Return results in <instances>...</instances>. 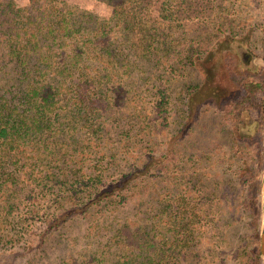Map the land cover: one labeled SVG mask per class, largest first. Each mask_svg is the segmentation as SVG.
<instances>
[{
	"label": "trees",
	"instance_id": "1",
	"mask_svg": "<svg viewBox=\"0 0 264 264\" xmlns=\"http://www.w3.org/2000/svg\"><path fill=\"white\" fill-rule=\"evenodd\" d=\"M100 1L111 7L100 29L90 27V10L75 0H28L23 12L15 0L0 4V255L16 253L12 264L78 218L86 221L88 238L104 239L56 264L174 261L195 239L200 214L183 186L156 183L167 180L182 157L180 142L209 109L224 119L245 179L253 176L251 146L239 135L240 129L250 134L254 124L244 114L264 105L256 95L264 82L244 73L235 81L237 92L225 95L218 78L228 74L227 60L243 59L239 45L252 54L255 28L241 29L239 10L220 4L206 36H176L172 21L189 0ZM224 42L234 48L217 47ZM262 46L264 58V37ZM141 59L167 64L173 77L182 74L177 66H193L201 82L188 90L178 121L171 118L167 80L150 90L149 121L154 132L163 131L162 140L121 128L118 149L98 154L92 146L106 141L113 113L135 110ZM136 143L143 150L138 155L131 150ZM18 173L32 185L27 194ZM129 201L134 214L119 216L116 210ZM260 218L256 210L254 228ZM237 264H264L259 248L245 249Z\"/></svg>",
	"mask_w": 264,
	"mask_h": 264
},
{
	"label": "rangeland",
	"instance_id": "2",
	"mask_svg": "<svg viewBox=\"0 0 264 264\" xmlns=\"http://www.w3.org/2000/svg\"><path fill=\"white\" fill-rule=\"evenodd\" d=\"M3 1L0 0V4ZM27 1L15 0L21 12L27 7ZM75 2L90 10V27L100 29L104 26L110 15V6L100 0H75ZM220 4H229L230 9L239 10L237 22L241 29L253 27L256 30L251 50L255 55L249 54L239 45L238 49L243 52V59L241 61L227 60V68H225L229 69V72L225 77L218 78L223 85L220 92L229 95L232 91L233 95L237 92L235 81L247 73L264 82V58L258 56L263 53L264 0H189L185 10L176 11L178 19H174L172 24H178V27L172 25L171 31H174L176 36L182 32L187 35L207 34L212 25L211 20L216 18V12L221 7ZM159 20L161 19L159 18ZM260 28L262 29L260 30ZM243 39L244 37H241L239 40ZM217 47L227 52L234 48H230L226 42L217 45ZM206 64V68L210 71L213 65L210 62ZM139 66L141 71L137 72L135 76V87H137L138 93L135 96V110L121 108L113 113L116 120L113 121V124L108 125L106 141H101L99 149H96L97 146H92L94 150H98V154L110 147L118 149L117 146L120 144L118 132L121 128H132L130 132L135 130L134 132L140 133L138 137L142 135L146 140L151 139L154 142L162 140L163 131L158 129L157 132H154L155 125L149 121V104L146 101L149 99L150 90L152 91L153 86L159 81L167 80L171 97V118L178 121L186 107L185 99L188 90L200 83L202 79L199 70L190 65L177 66L182 74L175 77L170 72V66L165 63L141 59ZM256 95L259 101L263 99L264 86L259 89ZM131 112L134 114L132 115ZM129 115L132 116L131 119H129ZM244 118L245 121L254 122L250 134L240 129L239 135L240 138L246 139L244 144L251 146L252 155L248 161L253 168V176L250 179H245L246 175L242 173L241 159L233 148V141L224 119L220 114L209 109L196 118L194 127L181 141L186 140V142H180L182 157L177 161L174 169L169 170L167 180L164 177L157 181L156 185L159 188L164 184L183 186V189L191 196L201 219L194 224L195 239L170 264H237L239 254L245 249L257 247L260 251V233L264 222L262 205L264 105L251 109L249 113L244 114ZM141 124L149 126L154 135L150 134L149 129ZM177 125L178 122L173 123V127ZM183 144H186L185 147ZM139 145L136 143V146L131 148L136 155L143 151L139 149ZM121 162L125 163V160L122 159ZM112 170L113 167L111 173ZM18 176L22 185L20 191L22 194H27L32 185L23 178L22 173H18ZM251 183H254L253 188ZM48 204H44V208ZM256 210L261 218L259 227L254 228L251 221ZM116 212L119 216L126 215L128 212L130 215L134 214L133 201L118 208ZM140 215L142 216L143 213L140 212ZM86 228L87 223L82 219L70 221L62 227L60 232L53 233L47 243L37 252L24 257L19 255L16 259L17 264H56L63 254L76 255L84 251L85 248L98 246L104 238L101 235L88 238ZM260 254L264 263V255L261 251ZM15 256L16 253L3 252L0 255V264H12Z\"/></svg>",
	"mask_w": 264,
	"mask_h": 264
},
{
	"label": "water",
	"instance_id": "3",
	"mask_svg": "<svg viewBox=\"0 0 264 264\" xmlns=\"http://www.w3.org/2000/svg\"><path fill=\"white\" fill-rule=\"evenodd\" d=\"M262 183H263V214H264V172L262 175ZM260 251L261 253L264 255V222H263V226H262V230L260 233Z\"/></svg>",
	"mask_w": 264,
	"mask_h": 264
},
{
	"label": "crops",
	"instance_id": "4",
	"mask_svg": "<svg viewBox=\"0 0 264 264\" xmlns=\"http://www.w3.org/2000/svg\"><path fill=\"white\" fill-rule=\"evenodd\" d=\"M28 2V1H27ZM104 3V2H103ZM216 18H214V20H215ZM212 26V25H211ZM210 29H211V27H210ZM186 34V33H185ZM208 34V33H207ZM207 34H205V35H198V34H194V35H196V36H206ZM182 35H184V32H182L180 35H178V36H182Z\"/></svg>",
	"mask_w": 264,
	"mask_h": 264
}]
</instances>
